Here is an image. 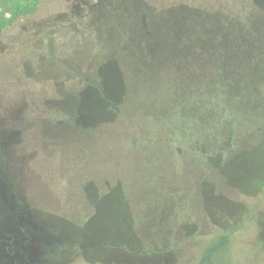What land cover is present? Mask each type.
Masks as SVG:
<instances>
[{
  "label": "rangeland",
  "instance_id": "obj_1",
  "mask_svg": "<svg viewBox=\"0 0 264 264\" xmlns=\"http://www.w3.org/2000/svg\"><path fill=\"white\" fill-rule=\"evenodd\" d=\"M200 1L42 0L3 28L0 264H194L219 232L230 264H264V0H203L243 59L187 70Z\"/></svg>",
  "mask_w": 264,
  "mask_h": 264
},
{
  "label": "trees",
  "instance_id": "obj_2",
  "mask_svg": "<svg viewBox=\"0 0 264 264\" xmlns=\"http://www.w3.org/2000/svg\"><path fill=\"white\" fill-rule=\"evenodd\" d=\"M2 1H5V0H2ZM41 1L42 0H25L26 3L22 5L23 2L17 0L12 6L14 11L11 12L10 16L9 15L7 16L6 14L9 10L3 8L2 6V10L0 12V37L3 31V28L5 26L15 21V19L18 18L20 15H23L33 10L34 7ZM104 3L105 1H102V5H104ZM182 8L184 12L186 13L194 10L197 15V18H196L197 23H194V25L193 23H190L191 26L190 25L188 26L187 23H185L180 32L181 37H182V45L184 42L183 47L186 50V53L189 54L190 52H193V57L197 59L194 63L193 61L189 59H186L185 61H183L185 64H187V66H189L187 67V70H191V68L196 65V62L201 57L203 59V63H205V61L207 62V60L204 57L208 55L214 56L216 52H220V51L224 53L223 56L225 58L227 57V54L229 53L230 56H233V57L235 56L234 63H241L240 60L243 59V54H240V53L244 51H239V48L235 45L233 46V48L229 49L230 44L231 43L233 44L235 42L231 38H228L227 36H225L222 32V27L225 26L226 22L228 21L226 14H227V8H229V5L227 3L220 2L217 8H215L213 3H209V2L202 0L198 4H195V5L190 4V3L185 4L184 7ZM252 15H253V11L247 14L242 13L241 15L239 12L236 13L234 16L235 18H237L235 20L236 21L235 24H237L239 29H241L242 31H245L246 28H249L250 26L254 25L252 22L253 19H251ZM256 22L257 21H255V23ZM255 27L252 30L253 36H251L253 45L248 49V51L250 49H253V46H255L254 44L258 43L257 42L258 37L255 36ZM170 29L172 30V28ZM172 31L173 33L176 32L175 30H172ZM149 35H150L152 43H153V40H157L158 35L156 34L155 31L149 30ZM135 47L136 49H138L140 46L139 44H137ZM251 55L255 57L254 53H252ZM184 63L180 65V62H179L175 65L176 67H173L174 69L173 68L167 69V73H169L170 76L167 78L168 82H167L166 88L164 87L165 91H164L163 98H165V100L172 98V95L174 93L173 88L175 86H178L177 81H171V80H173L175 76H177L179 78V82L181 83L180 76H182L183 73L185 72L183 70V67L185 65ZM73 76H74L73 78H78V77L80 78V76L77 74H74ZM203 77H204V74H203ZM81 81L84 83L86 82L87 84H91L93 82L91 80L86 81V79L85 80L82 79ZM224 93H225L224 88L221 86L220 94L223 95ZM113 104L115 103L111 102L110 106H112ZM219 105L221 106L222 109L220 110L217 107L218 109L217 114L219 118H222L228 112L227 110H230V99L226 100L225 98L221 96V102L219 103ZM176 131L178 132L177 133L178 136L185 137V130H180L176 128ZM131 144L133 146L135 145L134 142H131ZM230 242H231V237L229 233H226V232L216 233L214 236H212L209 239L208 243L203 247L199 258L194 264H230L226 258L227 257L226 253L228 252Z\"/></svg>",
  "mask_w": 264,
  "mask_h": 264
},
{
  "label": "water",
  "instance_id": "obj_3",
  "mask_svg": "<svg viewBox=\"0 0 264 264\" xmlns=\"http://www.w3.org/2000/svg\"><path fill=\"white\" fill-rule=\"evenodd\" d=\"M12 262H13V264H16L15 257H14V253L12 254Z\"/></svg>",
  "mask_w": 264,
  "mask_h": 264
}]
</instances>
